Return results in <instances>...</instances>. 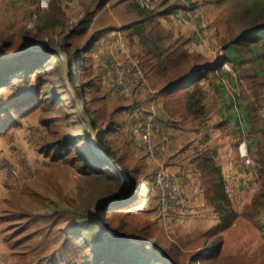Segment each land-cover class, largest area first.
I'll use <instances>...</instances> for the list:
<instances>
[{"label": "rangeland", "instance_id": "rangeland-1", "mask_svg": "<svg viewBox=\"0 0 264 264\" xmlns=\"http://www.w3.org/2000/svg\"><path fill=\"white\" fill-rule=\"evenodd\" d=\"M57 1L63 10L58 17L50 0L46 7L39 0H0V48L11 52L33 38L67 53L38 46L42 55L31 67L39 63L38 76L45 84L40 94L57 103L41 102L21 113L0 108V165H18L21 170L14 184L0 175V264H49L71 246L67 238L72 234L77 242L88 244L92 237L84 225L87 217L109 234V228H115L169 250L173 264H264V0ZM159 8L165 13H156ZM146 16L160 21L159 38L150 34ZM256 30V37L263 38L251 41L248 34ZM174 37L206 57L189 58L182 65L209 68L200 71L204 76L191 87L204 92V114L177 115L172 126L165 122V112H154L163 127L178 135L188 180L201 193L200 158L209 157L222 167L223 150L230 145L239 168H233V182L226 180L238 215L218 248L215 235L199 234L188 224V218L194 223L199 217L193 210L178 223L158 217L151 182L156 165L129 139L123 121L127 117L116 112L125 101L108 85L107 58L121 57L116 44L122 40L147 74L149 96L159 94L166 79L173 77L166 57L178 46ZM72 61L75 77L70 75ZM36 78L34 72L29 78H1L0 102H21ZM82 100L92 120L81 108ZM92 127L103 129L107 150L98 135L92 139ZM61 139L75 143L62 147L65 158L52 159L42 152L47 143ZM244 140L257 160L246 178L239 163ZM99 148L111 152L112 160L99 154Z\"/></svg>", "mask_w": 264, "mask_h": 264}, {"label": "trees", "instance_id": "trees-1", "mask_svg": "<svg viewBox=\"0 0 264 264\" xmlns=\"http://www.w3.org/2000/svg\"><path fill=\"white\" fill-rule=\"evenodd\" d=\"M50 1L51 11H53L57 17L62 15L63 10L59 5V2L57 0ZM160 9L161 8H159L156 13L160 12L161 14H164L165 12L162 11L165 10ZM166 13H169V11ZM144 19V21L148 22L150 25V34H152L155 38H159L161 35L160 33L163 32L160 29V21L153 18L148 19L147 16L144 17ZM260 25L264 28V23ZM262 30L264 31V29ZM256 35L257 30L251 31L248 34V38L251 39V41L263 38V36L258 35V37H256ZM239 40L235 42L237 48L240 46V43H242L241 39ZM173 43L175 46L178 45L179 47L176 46L177 48L170 50L171 52L167 55L166 61L170 63L168 70L173 72L174 78H167L165 86L160 89L159 93L163 100L164 112L169 117L165 120V122L172 126L176 125L174 119L177 115L186 114L191 118L203 116L204 92L201 88L191 87L197 84L199 77L204 76L203 74H199L201 70H203L202 73L209 70L206 64L203 65L200 63H197L189 68L183 67V63L188 64L187 62L189 58L197 60L199 58L206 59V57L201 54V52L185 48L184 42L180 40L179 37H174ZM156 52L157 56L162 55V52L158 50ZM40 55H42V52L34 50L29 54L21 55L15 58L7 60L0 59V79L9 75H19V77L26 76L29 78L31 72H34L37 75L36 82L33 87H27V91H25L26 96H24L26 98H24V100H21L20 102L19 98H16L17 101L14 100L15 102L12 101L10 103L1 101L0 108L13 109L15 112L21 113L23 109L28 111L34 110L36 105L41 102H45L46 105L57 103L56 99L51 100V98L47 95L42 96L40 94V89L45 86V84L43 80L44 78L42 76H38L39 70L41 69L39 63L34 65V68L31 69L33 64H35V61H39L38 57ZM44 55L46 56L48 53L45 51ZM24 57L32 58L30 60L27 59V62L24 63V61H22ZM156 65L158 67V63H156ZM70 66V75L75 77L76 63L72 61ZM137 89H135V91ZM21 98H23V96L20 97V99ZM99 129L100 131L97 135L100 139L101 146L107 150L106 142L102 139L104 133L103 129ZM66 145L74 147L75 143L73 142V139H61L58 142L47 143L42 149V152L46 156H50L52 159L65 158L67 152L64 151L62 147ZM109 153L112 157L113 154L111 152ZM81 159L83 158L81 157ZM109 165L111 166L112 164ZM198 169L204 182V188L202 187V196L204 201L205 203L211 205L218 214V223L206 231L208 235L216 236V239L218 240L215 241V245L216 248H218L220 247V238L222 237L221 233L231 227L237 218L238 213L232 207L222 167L211 158L206 157L200 158ZM120 174H122V171H120ZM134 194L135 193H132L131 195ZM84 223L86 227L91 229V242L88 244L85 242H77V237H74L72 234L71 238H67L68 241L72 243L71 246H65L59 256H53L51 258L49 264H173L153 243L145 238L135 235L126 237L124 234H119L115 228H109L110 232H112V234H109L108 231L100 229V224L94 221L91 217H87ZM96 230L98 231V234L95 232ZM116 235H123L124 237H116ZM165 252L174 257L169 250L165 249Z\"/></svg>", "mask_w": 264, "mask_h": 264}, {"label": "built area", "instance_id": "built-area-1", "mask_svg": "<svg viewBox=\"0 0 264 264\" xmlns=\"http://www.w3.org/2000/svg\"><path fill=\"white\" fill-rule=\"evenodd\" d=\"M49 0H39L41 7L48 6ZM120 48L121 57H108L111 75L108 80L112 92L121 96L130 94L135 89L144 85L146 73L140 63L128 52L124 41L116 44ZM106 59V58H105ZM134 119L130 121L126 130L129 139L135 148L142 150L151 159L166 157L165 130L157 114L153 110L144 109L135 104L132 107ZM240 165L242 170L251 173L257 167V160L249 150L244 140L239 146ZM20 166L0 165V175L11 184H14L20 175ZM152 185L156 193V212L163 222L178 223L181 216L176 207L184 200L188 182L179 174L169 173L163 165H159L152 174Z\"/></svg>", "mask_w": 264, "mask_h": 264}, {"label": "crops", "instance_id": "crops-1", "mask_svg": "<svg viewBox=\"0 0 264 264\" xmlns=\"http://www.w3.org/2000/svg\"><path fill=\"white\" fill-rule=\"evenodd\" d=\"M143 86H141L139 89L131 92L128 95L125 96L120 95V98L123 99V101L125 102L123 104H120L119 106L120 110L116 112L117 115H120L121 117H122L121 113H124L125 117H127V118H123L124 119L123 121L126 122V127L130 123V121L134 119L132 107L136 103L143 106L144 109L157 111L160 115L162 114L161 112L164 113L163 100L160 94H155L153 97L152 96L150 97L148 86L146 85L144 87ZM119 123L120 122L116 121V124ZM163 128L166 132L163 138L166 143V157L151 159L149 156H147V158L151 161H154L153 163L156 165V168L159 167V165L161 164L164 166L167 172L179 174L181 178L185 179L188 182V186L185 190L184 200L176 207V211L182 217L186 215L191 216L192 214L191 212L193 210L194 211L193 216H199V217L198 219H194V223H192V221L188 218L189 220L188 224L193 225V231H197V233L202 234L205 231H207L209 228H211L212 226L218 223V214L211 205L205 203L200 190H197L196 186L189 182L187 173L185 171L187 170L188 165L186 164L185 166L183 165V157L182 154L179 153L180 151L179 147L181 143L176 140L177 138H179L178 135L175 134V132L171 127L164 126ZM223 151H224L223 152L224 160L222 162V172L224 174L225 181L228 180L229 182H233V168L234 169L238 168L236 161L233 159V150L230 145H227ZM250 173H251L250 171L245 170L242 173V177L243 178L250 177L247 176V174ZM195 225L197 226L195 227ZM228 229H226L221 233L223 239L224 237H226L225 233H227Z\"/></svg>", "mask_w": 264, "mask_h": 264}, {"label": "water", "instance_id": "water-1", "mask_svg": "<svg viewBox=\"0 0 264 264\" xmlns=\"http://www.w3.org/2000/svg\"><path fill=\"white\" fill-rule=\"evenodd\" d=\"M41 46V47H47L50 48L52 50H56L59 51L61 53H64L67 55L66 51L63 50L61 47L48 43V42H42V41H35L33 38H26L14 51L12 52H7L5 51L3 48H0V59L3 60H7V59H11V58H15L21 55H25L28 54L34 50H37V47ZM85 110V109H83ZM85 113H88L85 110ZM99 154H101L102 156H104V158L112 160L111 156L108 152L104 151L103 149L99 148L98 149ZM99 208V206H98ZM116 237H124L123 235H118ZM128 237V236H126ZM151 242V241H150ZM154 245H156L154 242H151ZM157 246V245H156ZM160 251L162 252V254L172 263H174L173 259L171 258V256L165 252V250L160 248Z\"/></svg>", "mask_w": 264, "mask_h": 264}, {"label": "bare ground", "instance_id": "bare-ground-1", "mask_svg": "<svg viewBox=\"0 0 264 264\" xmlns=\"http://www.w3.org/2000/svg\"><path fill=\"white\" fill-rule=\"evenodd\" d=\"M14 50H15V49H14ZM14 50H13V51H14ZM11 52H12V51H11ZM80 105H81V108H82V109H85L86 102H85L84 100H82V101L80 102ZM86 116H87L88 120H92V117L90 116L89 113H86ZM97 134H98V130H97V128L92 127V139H93V138H96Z\"/></svg>", "mask_w": 264, "mask_h": 264}]
</instances>
